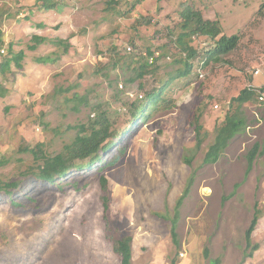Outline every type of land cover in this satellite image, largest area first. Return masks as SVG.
<instances>
[{"label": "rangeland", "instance_id": "obj_1", "mask_svg": "<svg viewBox=\"0 0 264 264\" xmlns=\"http://www.w3.org/2000/svg\"><path fill=\"white\" fill-rule=\"evenodd\" d=\"M54 1L44 11L36 0H0V62L9 44L25 53L21 70L0 74V181H20L12 198L0 193V264H120L113 243L127 236L131 264H264V0ZM186 10L239 42L203 67L213 42L191 38L198 57L179 77L185 55L175 40ZM34 35L45 42L29 51ZM147 49L157 70L129 83ZM169 80L158 107L128 122L124 104ZM245 88L256 95L239 109L243 130L205 164ZM98 106L123 131L99 164L54 184L20 177L34 165L22 147L61 153ZM255 144L262 153L247 172ZM254 208L261 216L248 243Z\"/></svg>", "mask_w": 264, "mask_h": 264}, {"label": "trees", "instance_id": "obj_2", "mask_svg": "<svg viewBox=\"0 0 264 264\" xmlns=\"http://www.w3.org/2000/svg\"><path fill=\"white\" fill-rule=\"evenodd\" d=\"M38 3V9L49 11L55 10L57 8V2L54 0H36ZM137 3V1H136ZM264 8V5L263 7ZM262 10L259 11L261 13ZM183 19L180 29L181 33L178 35L176 42V47L180 49L181 53L185 55L182 59L184 66V71H179V77H187L192 63L191 61L198 57L197 50L189 43L193 37H206L213 42L212 48L203 53L204 66L208 64L209 61L218 60L217 58L224 55L232 50H234L239 42V37L233 35L226 37L221 35V27L217 22H211L204 20L199 11L186 10L183 13ZM31 45L27 48L29 51H35L37 47L45 42L43 37L34 35L31 38ZM3 43L0 41V52L2 51ZM13 45L9 44L7 48V54L2 57L0 62V74L6 75L11 71V67L15 66L17 69L21 70L23 68V61L25 59L24 51L20 50L17 53L13 52ZM66 48V47H65ZM146 57H140L136 60L138 67L134 69L135 74L133 78H129V83H134L143 79L146 76L151 75L155 70H157L156 63L159 61L158 57H154L153 52L150 49L146 50ZM136 57H131L132 62ZM149 58L153 59V62L149 63ZM39 62L52 61L50 58H40ZM119 62V61H118ZM169 81L163 83L157 89H152L145 94V101H139L135 99L134 101L127 103L125 109L129 116L128 122H137L148 114L147 109H156L159 104L160 97L162 96L164 90L169 85ZM264 89H261L263 91ZM256 90L253 88L243 89L237 97L231 100L232 103L236 104V109L232 114H226L222 126L218 129L216 136L212 145L209 146L207 152L204 156L205 164L216 163L223 153L228 141L243 130L245 126V119L242 117L239 111L240 107L245 103L251 101L256 95ZM1 96V93H0ZM231 104V103H230ZM94 116L89 118L87 123L84 125H79L77 127V134L74 140L70 144L64 145L61 153L54 156L47 155L43 149L42 145H36L32 148L22 147L21 152L30 153L33 156L34 165L28 167L24 172L21 173L20 177L25 179L27 177H33L37 181L54 184L56 181L64 178L67 174L73 175L76 173H81L86 168H91L96 164H99L101 157L105 155L108 149L112 147L111 142L119 138L123 131H118L115 128V123L112 121V116L108 115L106 110H103L100 106L92 109ZM129 130V129H127ZM201 128L199 125L194 127L195 134H199ZM126 131H124L125 133ZM259 151V145L255 144L247 155V172L250 170L252 163L257 156L262 152ZM263 151V150H262ZM116 162V158L113 161ZM101 182L105 187V179L102 177ZM20 187V181L13 182H1L0 181V193H3L7 198H12L14 191L18 190ZM183 197H180L176 203V211L181 206ZM11 204L15 205L13 199H11ZM255 209V208H254ZM261 212L256 208L254 215L251 219L250 225L245 232L246 241L249 243L251 236L255 231L257 223L260 219ZM176 224L175 221L172 223L170 234L175 245H178L177 236L175 233ZM132 238L127 236L117 239L113 243V251L120 259V264H131L132 260V249H131ZM254 250V251H253ZM259 250V245H254L252 251L255 252ZM252 254V253H251ZM251 257V255H249Z\"/></svg>", "mask_w": 264, "mask_h": 264}, {"label": "built area", "instance_id": "obj_3", "mask_svg": "<svg viewBox=\"0 0 264 264\" xmlns=\"http://www.w3.org/2000/svg\"><path fill=\"white\" fill-rule=\"evenodd\" d=\"M127 51H128V52H131V51H132V49H131L130 47H128V48H127ZM148 61H149V63L151 64V63L153 62V59H152V58H149V60H148ZM202 64H203V63H202ZM202 64H201V65H202ZM256 74H258V72H256ZM255 92H256V91H255ZM260 100L262 101V100H263V98H262V97H260Z\"/></svg>", "mask_w": 264, "mask_h": 264}, {"label": "clouds", "instance_id": "obj_4", "mask_svg": "<svg viewBox=\"0 0 264 264\" xmlns=\"http://www.w3.org/2000/svg\"><path fill=\"white\" fill-rule=\"evenodd\" d=\"M202 66L204 67V62H203V64H202Z\"/></svg>", "mask_w": 264, "mask_h": 264}]
</instances>
